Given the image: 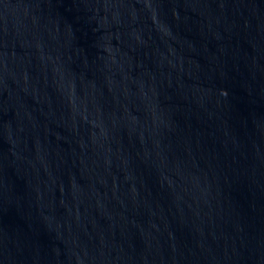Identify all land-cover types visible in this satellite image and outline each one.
<instances>
[{
	"label": "water",
	"instance_id": "obj_1",
	"mask_svg": "<svg viewBox=\"0 0 264 264\" xmlns=\"http://www.w3.org/2000/svg\"><path fill=\"white\" fill-rule=\"evenodd\" d=\"M33 0H0V28Z\"/></svg>",
	"mask_w": 264,
	"mask_h": 264
}]
</instances>
